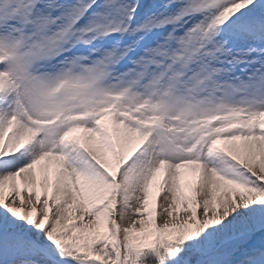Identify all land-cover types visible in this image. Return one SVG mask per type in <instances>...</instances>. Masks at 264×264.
I'll return each mask as SVG.
<instances>
[{
  "label": "snow or ice",
  "instance_id": "6c2138e0",
  "mask_svg": "<svg viewBox=\"0 0 264 264\" xmlns=\"http://www.w3.org/2000/svg\"><path fill=\"white\" fill-rule=\"evenodd\" d=\"M0 264H264V0H0Z\"/></svg>",
  "mask_w": 264,
  "mask_h": 264
},
{
  "label": "rangeland",
  "instance_id": "374dc122",
  "mask_svg": "<svg viewBox=\"0 0 264 264\" xmlns=\"http://www.w3.org/2000/svg\"><path fill=\"white\" fill-rule=\"evenodd\" d=\"M189 190L187 188H185V192L187 193Z\"/></svg>",
  "mask_w": 264,
  "mask_h": 264
},
{
  "label": "bare ground",
  "instance_id": "6f19581e",
  "mask_svg": "<svg viewBox=\"0 0 264 264\" xmlns=\"http://www.w3.org/2000/svg\"><path fill=\"white\" fill-rule=\"evenodd\" d=\"M190 179V178H189ZM185 191V190H184Z\"/></svg>",
  "mask_w": 264,
  "mask_h": 264
}]
</instances>
